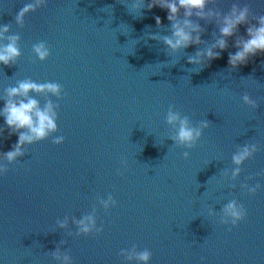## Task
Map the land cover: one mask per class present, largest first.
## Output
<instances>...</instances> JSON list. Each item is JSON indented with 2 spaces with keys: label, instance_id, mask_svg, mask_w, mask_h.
<instances>
[{
  "label": "water",
  "instance_id": "95a60500",
  "mask_svg": "<svg viewBox=\"0 0 264 264\" xmlns=\"http://www.w3.org/2000/svg\"><path fill=\"white\" fill-rule=\"evenodd\" d=\"M28 2L0 0V24L20 35L22 52L16 63L0 65V96L21 79L60 83L59 100L32 95L41 106L59 103L52 136L65 139L29 145L0 176V264H57V246L74 264H125L120 251L133 244L151 250V264H264V187L254 194L241 187L264 185V55L237 68L227 63L247 25L228 38L222 58L202 66L188 57L218 37L215 19L198 21L203 44L171 54L163 39L152 38L171 35L159 7L139 15L135 0H48L21 27L15 17ZM233 3L251 8L250 23L264 14V0H212L208 7L227 13ZM40 41L51 50L44 61L32 50ZM244 94L258 107L245 104ZM169 106L193 126L208 122L193 149L172 139ZM17 139L4 140L0 151ZM249 143L260 150L233 181L232 155ZM109 194L117 204L105 211L99 198ZM232 199L247 210L235 227L219 222ZM94 208L103 231L77 236L73 219Z\"/></svg>",
  "mask_w": 264,
  "mask_h": 264
},
{
  "label": "clouds",
  "instance_id": "9594fccd",
  "mask_svg": "<svg viewBox=\"0 0 264 264\" xmlns=\"http://www.w3.org/2000/svg\"><path fill=\"white\" fill-rule=\"evenodd\" d=\"M211 2L212 0H135L132 9L139 15L141 14L140 10L145 7L148 10L155 7L167 10L171 35L159 37L157 34H152V38L163 39L171 54L179 53L192 45L203 44L202 33L205 29L198 21L215 19L219 27L218 37L210 46L203 49L197 48L195 54L188 57L187 62L189 64L210 66L212 61L222 58V53L229 48L228 38L236 35L241 25H247V36L245 38L236 35L233 46L237 50L228 53L227 63L231 68H237L241 65H247L250 59L258 54L264 55V14L254 15V22L250 23L251 8L247 4L241 7L239 3H233L229 12L222 13L209 8L208 5ZM47 3L48 0H31V2L25 3L15 17L16 23L23 27L25 16L29 12L46 6ZM192 17L198 19L193 20ZM154 19L157 26H162L163 21L159 15H156ZM10 32L11 26L9 24H0V65H12L22 55L19 44L20 35H8ZM32 50L40 61L46 60L51 54V50L45 41L33 44ZM261 63L264 65V61ZM32 93L56 97L59 100L62 98L64 90L58 82H37L31 78L18 80L15 85L3 90V95L0 96V100L3 101V105L0 107V117L3 118V124H0V143L10 139L13 135H17L18 139L12 144L10 150L0 151V176L9 171L10 164L18 162L19 158L26 154L29 145L46 140L50 136L54 144L64 142V136H52L59 130L57 123L59 103L48 99L41 106L39 100ZM242 99L245 104L253 108L258 107L257 101L250 95L244 94ZM166 120L168 124L176 127L172 139L177 145L185 149H193L201 139L203 130L208 127L207 121H201L199 126H193L188 117H182L179 112L173 110V106H169ZM6 132L7 135H5ZM259 150L257 144L249 143L241 146L238 151L233 153L232 163L235 167L231 170V180L234 181L240 176L241 166ZM189 155V151H184V158L187 159ZM235 186V184L232 185V187ZM241 187L254 194L264 185L258 182L255 185L244 183ZM99 204L107 211L115 207L117 201L109 194L106 199L99 198ZM222 212L223 215L219 222L232 227L238 226L247 216L246 208L236 199L227 202L223 206ZM209 215H214L212 209H209ZM57 223L59 227L64 228L67 226L68 218L58 220ZM73 223L77 225V232L75 233L77 236L98 234L103 231V226H97L95 208L91 213L79 219H73ZM228 230L231 231V227ZM60 243L65 242L61 241ZM152 255L150 249L140 250L136 244L120 251V256L125 264H133V262L134 264H151ZM51 256L57 261V264H74L72 256L68 252L62 251L60 246L51 252Z\"/></svg>",
  "mask_w": 264,
  "mask_h": 264
}]
</instances>
